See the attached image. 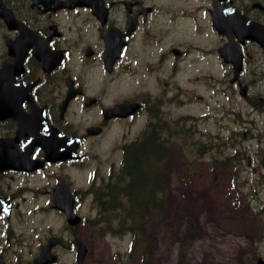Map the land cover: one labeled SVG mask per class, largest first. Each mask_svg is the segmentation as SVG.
<instances>
[{
  "label": "flooded vegetation",
  "instance_id": "flooded-vegetation-1",
  "mask_svg": "<svg viewBox=\"0 0 264 264\" xmlns=\"http://www.w3.org/2000/svg\"><path fill=\"white\" fill-rule=\"evenodd\" d=\"M1 7L26 32L0 15V68L22 58L14 81L0 83V138L17 132L9 96L19 112L34 110L32 135L46 133L71 156L44 161L34 146L32 163L0 168V264H34L54 237L63 244L51 246L50 264H75L77 240L86 264L89 204L96 214L110 188L126 181L127 144L146 141L150 147L134 146L151 153L150 168L174 161L177 149L189 169L185 150L193 155L199 178L216 184L213 204H228L236 227L250 222L247 250L252 264H264V0H0ZM208 99L216 115L202 113ZM207 117L212 130L199 126ZM109 138L119 140L104 154Z\"/></svg>",
  "mask_w": 264,
  "mask_h": 264
},
{
  "label": "rangeland",
  "instance_id": "rangeland-1",
  "mask_svg": "<svg viewBox=\"0 0 264 264\" xmlns=\"http://www.w3.org/2000/svg\"><path fill=\"white\" fill-rule=\"evenodd\" d=\"M204 92L214 95L210 89ZM214 107V100L208 99L202 113L216 115ZM213 119L207 117L199 122V126L208 125L212 130L215 128ZM117 140L109 139L99 150L104 154L114 151L113 145ZM176 151L174 161L159 166L166 179L169 178V202L164 223L157 212L148 209L144 212L142 228L148 238L151 264H252L251 250H247L245 238L247 230H253L250 222L246 226L236 227L226 203L215 204L216 210L223 214L221 219H218L220 212L209 211L213 200H219L215 195L216 184L199 178L201 168L187 150L185 154L190 157L189 169L183 167L181 153ZM115 158L117 161L116 155ZM189 171L190 177L186 178ZM94 213L89 204V218L94 217ZM261 216L264 221V214ZM255 220L253 223L257 225ZM50 223L52 220H47L46 225ZM93 226L94 223L89 222V258L86 264H139L141 249L131 246L135 240L132 235H102L92 229ZM82 233L87 235L84 230Z\"/></svg>",
  "mask_w": 264,
  "mask_h": 264
},
{
  "label": "trees",
  "instance_id": "trees-1",
  "mask_svg": "<svg viewBox=\"0 0 264 264\" xmlns=\"http://www.w3.org/2000/svg\"><path fill=\"white\" fill-rule=\"evenodd\" d=\"M148 143V144H147ZM143 143H141L140 145H142ZM134 145V144H132ZM142 146H148L150 147L149 141H146V144L144 143ZM137 153H133L132 155L134 156L132 158V160L127 159L126 162L129 163L131 161L132 163V168H130L129 166H127V172L129 174V176L131 177L132 181L135 179V181L141 180L139 181V183H133L132 185H126V189L129 190V192L127 193L129 199L134 200L136 199V202H148L149 204H156L157 205V210L162 213V211L164 210V199L163 196L158 195V193H155L153 190V185L154 182H150L152 176L149 175L147 176L145 170H139V163L141 162V160L144 159V157L146 156H151L150 152L145 153L144 151L142 152H138ZM157 156H160L159 154ZM150 161V160H148ZM146 177L148 182L144 183L142 181V179ZM158 189L160 187H162L161 182H158ZM163 188V187H162ZM115 207H118V205H115ZM127 221H129V223H131V229L133 231V233L135 235H137V233H140L139 229L137 230V222H139L137 220V217L135 216L134 212H130L127 214L126 216ZM136 241L138 243L143 242V237H140L136 239ZM149 254L145 251V249L143 248L142 254H141V262L140 264H151V259H149Z\"/></svg>",
  "mask_w": 264,
  "mask_h": 264
},
{
  "label": "water",
  "instance_id": "water-1",
  "mask_svg": "<svg viewBox=\"0 0 264 264\" xmlns=\"http://www.w3.org/2000/svg\"><path fill=\"white\" fill-rule=\"evenodd\" d=\"M0 15L1 17L4 18L9 28L12 25H14L15 22H13L10 17L6 16L5 13H1ZM10 75L11 73L7 68L1 69L0 70V82H4L5 80H8ZM14 116L16 117L18 121L19 130H22L25 127V124L27 123V119L25 117L18 116L17 114H14ZM7 141L8 140L6 139L5 140L0 139V148L2 150V152L0 151V168L5 165L22 164L24 162H29L27 160V157L31 151V148L35 144L42 145V141L35 140L34 137L29 138L28 142H25V143L21 142L19 138H15L13 142L20 141L23 150L18 151L17 153L13 154L12 155L13 157L11 158L9 156H6V152L2 148V146H5L7 144ZM52 154H54V152L52 151L47 153V155H52ZM67 220L70 224H76L78 222L77 217H74L73 215L68 214V213H67ZM56 243L63 244V242L59 238H52L49 240L47 245L44 248H42V250L40 251L39 256L35 259L36 264H45L53 260V257L49 254V251H50L51 246ZM84 254H85L84 246L77 240V260H76L77 264H81Z\"/></svg>",
  "mask_w": 264,
  "mask_h": 264
},
{
  "label": "bare ground",
  "instance_id": "bare-ground-1",
  "mask_svg": "<svg viewBox=\"0 0 264 264\" xmlns=\"http://www.w3.org/2000/svg\"><path fill=\"white\" fill-rule=\"evenodd\" d=\"M143 138H144V137H143ZM141 141H142V140H141ZM143 144H144V143H143ZM143 144H142V145H143ZM145 144H146V142H145ZM147 144H148V143H147ZM150 144H151V143H150ZM140 146H141V145H140ZM141 147H142V146H141ZM138 152H139V151H138ZM136 153H137V152H136ZM137 154H138V153H137Z\"/></svg>",
  "mask_w": 264,
  "mask_h": 264
}]
</instances>
